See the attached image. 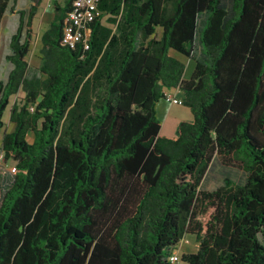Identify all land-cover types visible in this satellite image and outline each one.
<instances>
[{
  "label": "trees",
  "instance_id": "trees-1",
  "mask_svg": "<svg viewBox=\"0 0 264 264\" xmlns=\"http://www.w3.org/2000/svg\"><path fill=\"white\" fill-rule=\"evenodd\" d=\"M74 2L53 4L39 74L42 0L10 39L0 134L25 97L0 145L16 163L0 264H172L187 235L199 248L181 263L264 264V0H98L88 48L63 42ZM171 52L195 62L190 79ZM171 90L194 120L165 137L157 104ZM215 158L243 182L203 190Z\"/></svg>",
  "mask_w": 264,
  "mask_h": 264
},
{
  "label": "rangeland",
  "instance_id": "rangeland-1",
  "mask_svg": "<svg viewBox=\"0 0 264 264\" xmlns=\"http://www.w3.org/2000/svg\"><path fill=\"white\" fill-rule=\"evenodd\" d=\"M34 0H17L14 4L13 0L10 1L9 9L7 10L3 20L0 23V82L6 81L10 72L12 71V64L7 60V56L10 54V39L16 32L19 23V10H28L33 4ZM54 1L64 0H44L43 8L39 10V15L36 18V34L34 37L31 53L28 57V63L31 73L39 74V67L42 64L41 57V36L46 28L49 27V22L53 16V4ZM183 60V59H182ZM25 94L20 92L16 96L11 98L10 105L4 114L5 127L0 134V145L2 138L5 134L14 130V124L10 120L11 111L14 105L22 107L24 104ZM29 142L33 141V135L28 137ZM1 155V151H0ZM16 163L12 159H4L0 163V207L2 203V197L4 193L10 188L15 172ZM245 175L235 169L227 168L223 166L216 158L202 184V189L207 191H214L224 185V179L229 178L236 183H241L244 180ZM199 245L196 239L192 235H187L185 239L180 243L177 251L175 252L179 257L183 254L196 253ZM184 264V263H179Z\"/></svg>",
  "mask_w": 264,
  "mask_h": 264
},
{
  "label": "built area",
  "instance_id": "built-area-1",
  "mask_svg": "<svg viewBox=\"0 0 264 264\" xmlns=\"http://www.w3.org/2000/svg\"><path fill=\"white\" fill-rule=\"evenodd\" d=\"M98 0H75L74 9L69 14V19L64 28L63 42L72 48L80 43H84L86 48L89 47L88 41L90 37V31L88 29V23L99 15ZM165 100L170 104L182 105V100H179L173 96L171 92L165 93ZM3 153L0 155V163L3 160ZM15 172V168L13 169ZM172 264L181 263L180 257L174 253L170 257Z\"/></svg>",
  "mask_w": 264,
  "mask_h": 264
},
{
  "label": "crops",
  "instance_id": "crops-1",
  "mask_svg": "<svg viewBox=\"0 0 264 264\" xmlns=\"http://www.w3.org/2000/svg\"><path fill=\"white\" fill-rule=\"evenodd\" d=\"M43 2L44 0H42L41 5L39 6V10L43 8ZM39 10L36 18L39 15ZM53 19H54V8H53L52 19L49 22V27L44 30L42 35L50 28ZM36 21L37 19H35L34 21V31L36 30ZM199 52H200V46H199ZM171 55L173 57L180 59L183 63H185L186 71H185L184 79L185 80L190 79L195 68V62L193 60L186 59L174 52H171ZM169 92H171L175 98L182 100L183 94L180 92V90H171ZM157 116L162 124L160 134L165 137L175 136L177 127L181 122H192L194 120L193 113L189 108L185 107L184 105L170 104L165 99L160 100L159 103L157 104Z\"/></svg>",
  "mask_w": 264,
  "mask_h": 264
}]
</instances>
